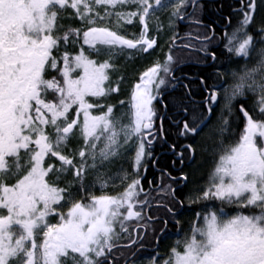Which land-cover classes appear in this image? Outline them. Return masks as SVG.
I'll return each mask as SVG.
<instances>
[{"label": "snow or ice", "instance_id": "snow-or-ice-1", "mask_svg": "<svg viewBox=\"0 0 264 264\" xmlns=\"http://www.w3.org/2000/svg\"><path fill=\"white\" fill-rule=\"evenodd\" d=\"M189 2L194 11L200 7L197 0L174 4L170 0H0V264H112L113 249L121 246L122 235L130 240L126 247L142 246L143 234L133 235L129 221H136V232L159 231L157 243L161 237L169 238L165 235L169 221L180 224L183 210L174 205L184 204L177 190L187 186L183 166L194 163L192 145L184 146L187 157L184 149L170 146L176 157L172 163L181 169L176 177L166 170L161 173L155 189L160 200L149 198L152 181L149 191L142 184L148 161L155 162L158 109L154 102L163 105L161 89L167 90L169 79H178L174 57L169 53L163 63L156 61L142 73L127 103L126 122L123 110L116 115L114 106H105L101 99L119 91L118 84L105 87L109 69L115 67L112 59L126 49L143 53L153 49L157 40L149 35L150 18L172 7V17L183 20L180 9ZM260 4L264 6V0ZM129 6L135 7L124 10ZM67 8L74 10L83 27L61 31L59 10ZM256 9V0H241L240 9L234 11L242 18L231 32L225 28L223 37L226 53L245 60L255 53L256 64L239 74L232 70L236 81L229 86H209L202 77L206 111L197 116L195 110L189 114L182 108L186 118L179 135L194 138L210 127L218 96L224 93L227 115L222 114L223 126L218 130V162L203 192L185 196L189 204L205 201L209 206L195 211L189 230L180 233L178 228L180 238L168 253L148 258L149 264H264V47H255L264 43V28L258 29V38L250 33ZM113 17L115 25H108ZM134 21L140 32L127 38L119 29ZM160 30L158 23L156 31ZM213 37L210 29L200 50L215 62V53L208 51ZM248 94L258 97L255 118L244 109ZM234 105L246 125L235 142L225 144ZM93 109H101L100 114H93ZM163 119L159 117L160 138ZM73 139L83 143L73 149ZM129 145V154L134 153L132 172L122 169L118 174L123 190L115 195L89 191L87 203L83 196L76 199L77 192L85 191L90 170L94 175L89 190L97 184L101 190L117 186L110 185L115 176L107 174L106 165ZM165 175L170 183H162ZM159 207L168 218L148 214ZM155 220L162 221L159 230Z\"/></svg>", "mask_w": 264, "mask_h": 264}, {"label": "flooded vegetation", "instance_id": "flooded-vegetation-1", "mask_svg": "<svg viewBox=\"0 0 264 264\" xmlns=\"http://www.w3.org/2000/svg\"><path fill=\"white\" fill-rule=\"evenodd\" d=\"M184 19L180 20V22L186 27L192 24V26L190 25L191 27H200L202 29L206 28V30H214V42L208 46V51L214 52L217 59L215 62L212 61L210 58H207L205 56L203 51L200 50L202 37L208 32L198 35L195 32L190 34H179L172 32L170 35H167L161 33L160 31L155 35L149 34L150 36H154L156 38L157 48L149 53L142 52L139 56L144 57L155 55V62L159 61L163 63L166 55L170 53L169 51L176 50L177 53H179L180 58L176 59L175 64L173 65L174 76L178 79H169L168 85H166L167 90L165 91V89H161L164 104H160L159 101L154 102L158 109L155 124L158 139L156 140L152 149V154L155 162L153 163V161H148L147 173L142 180V184L145 191H149L148 182L152 181L149 198L152 199L154 197L155 200H160L161 197L156 194L155 189L158 186L157 182L160 179L161 173L166 170L172 177H176L179 175L181 169V166L178 163L175 166L172 163V161L176 157L170 146L175 145L177 151L184 149L185 157H187L189 155V152L186 148H184V146L187 144H191L195 149L194 163L192 165H189L186 162L183 166V172L188 176L187 186L184 187L183 191H180L179 189L177 190V195L181 200H184V204L183 206L174 205V208L182 207L183 215L179 217L180 220L191 216L190 222L188 223L190 228L191 223L194 220V212L200 211L201 209L207 207V202L204 201V207L197 206L195 203L189 204L185 199V196L187 194L194 196L197 193L203 192V190L208 186L209 176L213 172V169L218 162V158L212 155L210 141H207L205 139H207L208 136L210 137L212 134H214V132L211 130V127H213L212 122L216 123L217 121H220L219 119H221V116L223 114L221 112V109H223L224 93L221 91L218 96L217 104L214 106V110L211 116L210 127H208L203 133L197 134L194 138L191 136L184 137L179 135L182 128V121L186 118L184 116L182 108L186 107L189 111V114H191L193 110H195L197 116H199L201 113H204L206 111L204 101L207 93L205 92L204 87L201 85L200 79L202 77L205 78V83L209 86H211L212 84L221 85V87L227 86L229 78L228 73H231V71L235 68V63H228V61H230L231 58H234V56L226 53L221 43L222 37H224V30L225 28H227V25H220L217 21H214L215 26H217L216 29H214L209 23H196L193 21L187 22ZM218 29L221 30L222 34L218 32ZM216 37H219L220 39L217 40ZM128 51L130 53L138 52L136 50ZM112 71L113 69H109L110 80L107 81V87L109 85H114V83L111 81L113 76ZM217 72L223 73V76L216 75ZM173 83L175 84L174 88L170 86ZM185 85H187V88H185ZM164 105H166L167 107L165 108ZM234 108L235 111L233 116L230 117V126L228 131V135L231 136L232 142L229 141L228 143L235 142L240 134V129L238 127V124L236 126L235 119L236 105H234ZM248 112L250 115H253L254 113L252 109H248ZM160 116L164 117L162 138H160ZM189 123H191V121H189ZM222 126L223 125L219 124V129ZM112 162H115V159ZM197 175H199V177L196 179ZM170 182L171 181H169L168 176L165 175L163 177L162 183L166 184ZM194 183H198L199 185V189L195 194L193 188V185H195ZM102 191L107 194L110 192L113 193V187L112 190L111 187L109 189L101 190L97 184L95 190L93 189L91 193L100 195ZM83 198L88 200L89 193H87ZM168 203L170 206H173V202L170 199L168 200ZM228 211L232 212L233 210L228 209ZM153 212H156V214L161 218H168V213L162 207L149 210L148 214L152 215ZM129 222V231L133 235L139 236L143 234V238L140 241V244L142 246L138 248L137 245L133 244L131 245V247H126L125 245H128L130 243L129 238H127L124 242L125 244H120L121 246L119 247V249L113 251L114 258L112 264H130L131 259L136 256L141 257L145 255H156L157 253H159L160 256H163L162 252H160L159 249L162 250L163 248H171L175 244V241H170V239H175L178 237V228L180 232L182 230L181 221L179 225H176L175 223L169 221L167 225V231L165 233V235H168L169 238L164 239L163 237H161L159 243H157V236L159 235V231L152 232L151 230H149L148 232H144V230L141 229L139 232H136L134 231L136 228V221ZM154 223L157 230L163 227L161 220H155ZM133 261L135 262V260Z\"/></svg>", "mask_w": 264, "mask_h": 264}, {"label": "trees", "instance_id": "trees-1", "mask_svg": "<svg viewBox=\"0 0 264 264\" xmlns=\"http://www.w3.org/2000/svg\"><path fill=\"white\" fill-rule=\"evenodd\" d=\"M247 2V0H245ZM170 3H175V0H170ZM197 3L200 5V7H197L195 11L193 10V7L191 6V3L184 7L181 8L180 11L184 16L185 21H199L200 23H209L211 24V27L216 29L217 26H215V22L217 21L220 25H227V30L231 32L232 28L237 24L238 20L241 19L242 17L238 14L237 11H234V9H240L241 7V0H197ZM135 6H129L128 8L124 10H132L134 9ZM101 13H103V9H99ZM172 11L173 8L169 7L168 9H162L158 12L155 13L150 18L149 21V27H150V35H155L158 34L156 31V26L159 23L161 27H164V30L161 33L168 34L170 35L172 32L173 33H179V34H190L195 32L197 35L201 33H206L209 32L207 31L206 28H200V27H191L192 24L189 26H184L180 22L181 19L172 17ZM170 18H171V24H170ZM255 20V21H254ZM230 21V23H229ZM101 24L105 23L104 21L100 22ZM108 25H115L116 21L115 18H111L109 21L106 22ZM172 26V30L168 31L169 29L166 28L167 25ZM57 25H63V31L64 29H67L68 27H73V28H81L84 25H82V22L75 16V12L71 8H67L64 10H59V16L57 20ZM264 28V9L261 11H258V8L256 9V13L254 15L253 19V24L250 26V33L254 36V38H258V29ZM141 26L137 21H134L132 25H122V27L119 29L121 34L129 37H133L134 35H138L140 32ZM169 32V33H168ZM218 32L222 34L221 30L218 29ZM221 43L223 45L224 39L222 37ZM85 49H87V46H85ZM69 51L74 52L73 47L70 45L69 46ZM95 58V57H93ZM106 57H100L99 59L103 60ZM180 58L176 57V59ZM156 60L155 55L152 56H136L132 57V59H125V57L122 56H115L112 59V63L114 64L113 68V76H112V82L115 87L117 84L119 85V91L112 93L110 97H108V100L104 102L105 106L108 104H111L114 106V109H116V113L120 112V108H127V103L130 100V96L132 93V90L134 88L135 83L139 82L140 75L142 74L143 71L146 69L152 67L154 65V62ZM122 78V79H121ZM120 101H124L125 104L121 105ZM102 103V102H101ZM101 112V109L95 110V112ZM248 111V110H246ZM72 114L70 113V116ZM244 119L246 121V118L243 116V113L241 114L239 111L236 114V126L238 124V127L240 129V132L243 129L244 125ZM83 141L81 139H74L71 141L70 147L71 148H76L78 145L82 144ZM67 151V150H66ZM134 153L130 154H125L123 153L122 156L118 157L115 159V162H111L112 164H109L107 168V174L110 176H115L114 184L117 186L114 187V194H117L120 191L123 190L124 184L120 182L119 180V173L121 170H127L129 173L132 172V156ZM122 160L124 162H122ZM87 178L84 181L85 183V191L83 193L77 192L76 199H81V196H85L89 191H93L94 188H91L89 190L88 186L92 185L93 183V172L89 171L87 174ZM195 176V175H194ZM199 177V175L196 176V179ZM71 179V176H69ZM195 179V180H196ZM193 185L194 188V194L196 191L199 189L198 183H194ZM78 188V185L76 186ZM112 190V188H111ZM73 191H76V188L73 189ZM195 196V195H194ZM143 199V198H142ZM88 201L87 199H84V202ZM197 206H202L204 207V201H200L195 203ZM207 206H209V202H207ZM191 217V216H190ZM190 217H186L183 220H180L182 230L180 233H185L189 230V225L188 223L190 222ZM51 219V218H50ZM55 222V220H53ZM130 224V222H128ZM119 231V229H117ZM128 236L122 235L121 239L119 240V244H125L124 242ZM173 238V237H172ZM180 238V237H177ZM177 238L170 239V241H176ZM128 241V240H127ZM119 247H116L113 249L117 250ZM170 248H163L160 250L162 252V255L165 256ZM155 255H145V256H136L133 257L130 261V264H149V259L150 257H153ZM135 260V262L133 261ZM121 264V263H119ZM123 264V263H122Z\"/></svg>", "mask_w": 264, "mask_h": 264}, {"label": "rangeland", "instance_id": "rangeland-1", "mask_svg": "<svg viewBox=\"0 0 264 264\" xmlns=\"http://www.w3.org/2000/svg\"><path fill=\"white\" fill-rule=\"evenodd\" d=\"M256 3H257V8H258V11H261V10H263L264 9V6H262L261 4H260V0H256ZM255 21V20H254ZM172 26H170L169 24L167 25V27L166 28H168L169 30L168 31H170V30H172L173 28H171ZM164 30V27H161V32ZM169 33V32H168ZM168 35V34H167ZM127 37V36H126ZM128 38V37H127ZM129 38H131V37H129ZM133 38V37H132ZM255 47L257 48V49H259L260 47H264V43H257V44H255ZM170 53H171V55H173V57H174V60L176 61V57H179V53H177V51L176 50H170L169 51ZM142 52H137V53H130L127 49L126 50H124L122 53H118L117 55L118 56H122V57H125V59H132V57H136V56H139L140 54H141ZM259 59V57L255 54V53H253V55L252 56H250L249 58H247V60H245V58H237V57H235L234 56V58H231L230 59V61H228V63H235V68L233 69V70H235L238 74L239 73H242L244 70H245V67H247V68H252L255 64H256V62H257V60ZM229 65V64H228ZM146 71V70H145ZM144 72V71H143ZM142 72V73H143ZM142 75V74H141ZM140 75V76H141ZM228 76H229V78H228V83H227V86H229V85H232L235 81H236V77H233L232 75H231V73H228ZM233 80V81H232ZM232 81V82H231ZM105 87H107V81L105 82ZM114 93V92H113ZM112 95V94H111ZM108 97H110V95L108 96ZM108 97L107 98H102L101 99V102L104 104V102L105 101H107L108 100ZM90 100H92L93 98H89ZM257 100H258V97L257 96H253L252 94H248V96H247V100L244 102V109L245 110H248V109H252L253 111H254V113H253V116H254V118L258 115V107H257ZM238 104V103H237ZM121 110H123V113L125 114V115H123V120L126 122L127 121V115H126V113L128 112V108H126V109H123V107L122 108H120ZM95 110H98V109H93V114H100L98 111L97 112H95ZM240 112L241 114H242V112L239 110V107L236 105V114H237V112ZM114 112H115V114L116 115H122V111H120V112H118V113H116V109H114ZM221 112L223 113V115H227V111L226 110H224V108L223 109H221ZM235 119H236V116H235ZM220 121H217L216 123H214V122H212V125H213V127H211V130L214 132V134H212L210 137L208 136L207 137V139H205V140H207V141H210V146H211V151H212V155H214L216 158H218L219 157V155L221 154V149H220V145H219V143H218V139H219V137H218V130H219V124H221V125H223V122H222V116H221V119H219ZM246 125V121H245V119H244V125H243V128H244V126ZM214 128H215V130H214ZM243 130V129H242ZM217 135V136H216ZM223 139H224V143L225 144H229L228 142L229 141H231L232 139H231V136L230 135H228V132L227 133H225V135H224V137H223ZM74 140V139H73ZM232 142V141H231ZM230 142V143H231ZM133 143H134V141H133ZM130 150H131V145H129V146H126L125 148H122L121 149V154H120V156H122V154L123 153H125V154H129L130 153ZM120 156H118V157H120ZM134 156V155H133ZM118 157H114V158H112V160H111V162L114 160V159H117ZM123 161V160H122ZM110 162V163H111ZM124 162V161H123ZM109 163V164H110ZM108 164V165H109ZM108 165L106 166V167H108ZM91 171V170H90ZM213 171H214V169H213ZM111 184H114V181H110V185ZM98 187H99V185H98ZM112 188V186H109L108 188H106V189H109V188ZM119 192H120V190H119ZM118 192V193H119ZM108 194H112V195H115L114 194V191H113V193H108ZM141 199H142V196H141ZM85 203H87V201L85 202Z\"/></svg>", "mask_w": 264, "mask_h": 264}, {"label": "water", "instance_id": "water-1", "mask_svg": "<svg viewBox=\"0 0 264 264\" xmlns=\"http://www.w3.org/2000/svg\"><path fill=\"white\" fill-rule=\"evenodd\" d=\"M156 48H157V44H156V46L153 49H150L147 53H149L151 51H154Z\"/></svg>", "mask_w": 264, "mask_h": 264}]
</instances>
